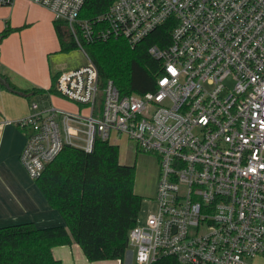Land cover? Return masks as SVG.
Segmentation results:
<instances>
[{
    "label": "built area",
    "instance_id": "1",
    "mask_svg": "<svg viewBox=\"0 0 264 264\" xmlns=\"http://www.w3.org/2000/svg\"><path fill=\"white\" fill-rule=\"evenodd\" d=\"M64 22L86 58L61 71L54 90L76 111L30 104L17 121L19 159L31 179L63 147L91 152L125 135L156 154V209L128 233L137 264H250L264 256V0H112L84 17V0H30ZM11 0H0V6ZM169 23L156 88L123 94L101 82L85 45L134 46Z\"/></svg>",
    "mask_w": 264,
    "mask_h": 264
},
{
    "label": "trees",
    "instance_id": "2",
    "mask_svg": "<svg viewBox=\"0 0 264 264\" xmlns=\"http://www.w3.org/2000/svg\"><path fill=\"white\" fill-rule=\"evenodd\" d=\"M111 1L84 0L82 15L95 16ZM53 26L61 51L77 48L64 22L53 20ZM9 31L2 30L0 40ZM169 36L166 22L134 46L123 39H110L88 43L84 48L101 82L111 79L123 94H142L155 90L161 74V62L148 53V48L165 46ZM54 80L50 92H55ZM6 88L28 93L10 83ZM35 182L64 223L40 227L24 221L0 226V264H62L53 256L52 248L72 243L79 245L90 262L119 260L124 264L128 233L137 223L141 196L134 192V166L120 162L117 145L97 140L91 152L65 146ZM151 264L182 263L164 256Z\"/></svg>",
    "mask_w": 264,
    "mask_h": 264
},
{
    "label": "crops",
    "instance_id": "3",
    "mask_svg": "<svg viewBox=\"0 0 264 264\" xmlns=\"http://www.w3.org/2000/svg\"><path fill=\"white\" fill-rule=\"evenodd\" d=\"M5 28L10 31L0 40V76L6 84L28 93H16L0 85V217L2 209H12L6 221L27 220L42 227L63 224V218L47 203L35 180L31 192H24L15 179L28 176L19 162L26 132L17 125V121L30 112L33 102L40 107H57L52 104L53 98H65L49 91L53 79L63 70L84 65L86 58L78 48L60 50L50 11L30 0H11L9 4L0 6V32ZM12 191L23 206L11 200ZM52 253L62 264H108L107 261L120 264L119 260L89 263L76 243L55 246ZM250 264H264V256H256Z\"/></svg>",
    "mask_w": 264,
    "mask_h": 264
},
{
    "label": "rangeland",
    "instance_id": "4",
    "mask_svg": "<svg viewBox=\"0 0 264 264\" xmlns=\"http://www.w3.org/2000/svg\"><path fill=\"white\" fill-rule=\"evenodd\" d=\"M79 53L84 57L83 53L79 50ZM79 54V55H80ZM85 59V57H84ZM39 99V98H38ZM52 104H55L58 108L73 111L78 106L76 103L57 97V99L53 98ZM112 143L119 147V160L123 164H128L134 166V192L141 196L140 208L137 214V223L138 225L143 224L146 220L147 215L150 212H153L156 209V201H155V192H156V184L159 173V163L158 157L154 153L150 152H142L136 151L135 143L132 139L128 138L125 135L116 136L112 138ZM19 162L21 163L20 159ZM22 169L24 170V166L21 163ZM15 170V167H13ZM26 171V170H25ZM27 173V172H26ZM28 175V174H27ZM17 183L20 187L23 188L24 192H31V185H33L34 179H31L28 176L16 178ZM15 204L17 203L20 206L21 200L18 196L14 194L12 191V199ZM14 211V210H13ZM12 209H2L1 217H0V226L17 223V221H6L7 216H9ZM27 221V220H25ZM22 222V221H18ZM40 226V225H38ZM52 226V225H46ZM42 227V226H40ZM134 248L129 247L124 257V264H137L134 259ZM55 250V255H56ZM89 262V261H88ZM92 263V262H89ZM108 264H116L115 261H107ZM93 264V263H92Z\"/></svg>",
    "mask_w": 264,
    "mask_h": 264
},
{
    "label": "water",
    "instance_id": "5",
    "mask_svg": "<svg viewBox=\"0 0 264 264\" xmlns=\"http://www.w3.org/2000/svg\"><path fill=\"white\" fill-rule=\"evenodd\" d=\"M0 85L5 86V87L7 86L5 79L1 76H0Z\"/></svg>",
    "mask_w": 264,
    "mask_h": 264
}]
</instances>
